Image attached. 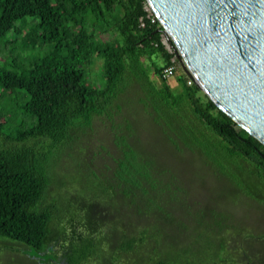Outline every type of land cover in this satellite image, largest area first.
<instances>
[{
	"label": "trees",
	"instance_id": "trees-1",
	"mask_svg": "<svg viewBox=\"0 0 264 264\" xmlns=\"http://www.w3.org/2000/svg\"><path fill=\"white\" fill-rule=\"evenodd\" d=\"M145 2L0 0V42L19 26L25 30L19 41L16 33L9 58L0 61V131L13 142L0 143V236L21 242L32 251L31 256L51 260L48 255L62 239L56 233L64 228L61 253L66 264L73 244L80 251L82 264L96 260L97 250L106 240L110 245V252H105L106 264H204L193 260L192 255L198 254L201 241L212 244L213 236L203 240L197 231L184 230L171 219L165 203H157L155 198L162 185L156 172L125 137L116 140L122 150L114 174L116 182L102 189L109 197L114 187L121 188L126 203L121 208L122 217L108 213L109 205L101 207L94 201L90 208L97 210L98 224L87 222L81 210L72 213L70 208L68 215L61 217L63 222L57 221L59 197L49 196L52 156L79 126L89 125L94 115L112 119L114 100L132 83L140 94L157 99L168 110L187 102L193 115L227 142L229 155L240 157L264 181V144L222 111L198 85H188L180 64L172 76L178 88L171 86L169 78L161 77L164 64L173 54L161 41L162 27L147 18ZM142 16L144 26L140 24ZM27 17L34 21L29 23ZM111 28H116L119 38L101 37ZM155 54L162 56V64L154 60ZM98 56L103 59L105 80L97 87L88 78L86 66ZM151 70L160 86L151 78ZM144 95L141 99L146 103ZM64 222L69 224L70 233ZM169 225L179 236L168 230ZM111 226L123 231L110 235ZM86 227L89 238L84 235ZM103 229L106 233L102 236ZM185 235L188 241L179 243ZM87 239L89 253H85ZM214 242L217 254L206 264L228 263V252L221 249L225 244L238 252L240 264H252L233 238L217 236ZM57 263V259L53 261Z\"/></svg>",
	"mask_w": 264,
	"mask_h": 264
},
{
	"label": "rangeland",
	"instance_id": "rangeland-1",
	"mask_svg": "<svg viewBox=\"0 0 264 264\" xmlns=\"http://www.w3.org/2000/svg\"><path fill=\"white\" fill-rule=\"evenodd\" d=\"M27 21L30 23L34 19L27 17ZM16 33L19 41L25 30L19 26L2 39L0 61L9 58L7 54L11 53ZM101 37L110 39L119 38V35L116 28H111ZM153 58L163 63L161 55L155 54ZM102 65L103 59L98 56L86 66L88 78L97 87L105 80ZM151 78L158 86L161 85L153 72ZM169 82L178 88L175 77H170ZM143 95L132 83L125 93L114 100L112 119L106 115H94L89 125L79 126L72 137L56 150L50 162L52 181L49 196L56 194L59 197L57 221H62L61 217L67 216L70 208L72 213L81 210L87 222L92 220L98 224L100 217L95 218L98 212L90 208V203L94 201L99 202L101 207L109 205L108 213L111 211V214L122 217L121 208L126 203L121 188L114 187L109 197L102 194V189L116 182L117 160L122 155L116 140L125 137L132 143L135 152L146 160L148 167L156 172L162 185L160 192H155V198L157 203H165L171 219L182 224L184 230L197 231L203 240L213 236L212 244L199 243V252L194 257L192 255L193 260L196 258L197 262L206 264L216 251L214 238L223 236L225 239L233 238L234 243L247 253V259L252 264H264L263 179L240 157L229 155L227 142L193 115L187 102L181 101L179 107L168 110L150 96L144 95L145 103L141 99ZM0 143L11 145L13 142L0 131ZM104 220L108 222V216ZM63 224L70 233L69 224ZM174 229V226H168L171 233L179 236ZM109 230L110 235H119L123 231L113 226ZM84 232L89 238L88 227ZM105 233L103 229L102 236ZM56 234L62 239L56 244L54 252L48 255L51 260L31 256L32 251L25 249L21 242L0 236V264H53L56 259L57 264H66L61 253L65 246L62 244L66 239L65 229H59ZM186 240L188 235L178 239V242L185 243ZM230 247L225 244L221 248L228 252L227 264H240L241 261L236 259L238 252H233ZM72 248L67 264H79L80 251L74 244ZM109 248L106 240L97 250V259L82 264H106L105 252H110ZM89 249L87 239L85 253H89Z\"/></svg>",
	"mask_w": 264,
	"mask_h": 264
},
{
	"label": "water",
	"instance_id": "water-1",
	"mask_svg": "<svg viewBox=\"0 0 264 264\" xmlns=\"http://www.w3.org/2000/svg\"><path fill=\"white\" fill-rule=\"evenodd\" d=\"M183 70L264 144V0H146Z\"/></svg>",
	"mask_w": 264,
	"mask_h": 264
},
{
	"label": "built area",
	"instance_id": "built-area-1",
	"mask_svg": "<svg viewBox=\"0 0 264 264\" xmlns=\"http://www.w3.org/2000/svg\"><path fill=\"white\" fill-rule=\"evenodd\" d=\"M145 10L147 11V18L151 20V22L156 23L158 27H162L161 32V41L165 45V47L171 52L173 55L171 57V61L168 64H164L163 70L161 73L162 78H170L175 75L178 65L180 64L179 56H178V50L174 46V43L169 41L168 39V31L164 28L161 21L159 20L158 16L152 9V7L148 4V2H145L144 5ZM140 24L141 26H144L146 24L143 16L140 17ZM181 65V64H180ZM185 80L188 85H198L196 79L193 76H190L186 73Z\"/></svg>",
	"mask_w": 264,
	"mask_h": 264
}]
</instances>
